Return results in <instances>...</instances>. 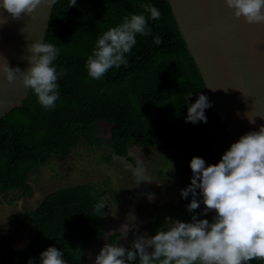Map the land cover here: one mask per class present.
Masks as SVG:
<instances>
[{"label":"trees","instance_id":"1","mask_svg":"<svg viewBox=\"0 0 264 264\" xmlns=\"http://www.w3.org/2000/svg\"><path fill=\"white\" fill-rule=\"evenodd\" d=\"M144 4L161 13L158 20L148 21L151 34L136 35L137 43L125 54L126 65L110 68L99 80L90 77L86 61L98 37L125 16L149 15ZM156 36L162 44L153 42ZM45 42L59 49L53 63L65 73L57 81L59 99L46 110L31 90L22 106L0 119L2 192L32 195V171L53 156L67 158L83 140L100 143L107 136L122 155L129 153L132 142L141 147L172 144L189 164L193 156L216 164L235 142L213 110L169 0H77L72 7L68 0H56ZM199 94L212 104L205 109L207 123L186 121L188 104ZM27 216L34 222L28 244L10 247L0 241V264H28L29 259L39 264L40 252L49 246L60 249L67 264H86L84 245L108 228L104 193L91 182L50 191ZM165 218L156 216L152 234L169 226ZM131 264H139V258Z\"/></svg>","mask_w":264,"mask_h":264},{"label":"clouds","instance_id":"2","mask_svg":"<svg viewBox=\"0 0 264 264\" xmlns=\"http://www.w3.org/2000/svg\"><path fill=\"white\" fill-rule=\"evenodd\" d=\"M42 3L53 7L56 0H2L0 8L13 19H20L24 14L31 16ZM76 3L77 0H68L69 7ZM224 3L233 10L235 18H243L248 24H264V0H224ZM141 7L149 15L133 13L125 16L120 24L98 37L86 61L90 77L99 80L110 68L126 65L125 54L137 43L136 35L151 34L148 21L158 20L161 13L149 4ZM153 42L160 45L163 40L156 36ZM27 51L31 55L27 57L29 67L26 70L10 67L3 58L0 73L10 84L20 80L35 93L42 107L53 109L59 99L58 78L65 74L62 70L58 72L53 63L59 49L43 40L29 44ZM211 106L208 97L199 94L194 103L188 104L186 121L207 123L205 109ZM250 122L254 123L253 120ZM190 168L191 182L181 189V196L187 198L191 194L188 212L194 213L201 203L205 205L203 211L193 214L187 222L165 218L169 225L166 229L158 228L151 237L137 236L131 248L105 243L95 256L94 264H131L137 258L139 264L264 261V125L259 131H250L232 143L216 164H206L203 158L193 156ZM97 207H103V204ZM212 210L215 211L212 221L198 219V215H206ZM149 248L151 251H147ZM39 256V264H67L63 252L54 246L47 247ZM28 264L36 262L29 259Z\"/></svg>","mask_w":264,"mask_h":264},{"label":"water","instance_id":"3","mask_svg":"<svg viewBox=\"0 0 264 264\" xmlns=\"http://www.w3.org/2000/svg\"><path fill=\"white\" fill-rule=\"evenodd\" d=\"M169 2L204 78L213 110L219 114L226 132L236 142L250 131H259L264 125V24H248L243 18H235L224 0ZM54 6L42 3L31 16L24 14L20 19H13L0 8V61L4 58L10 67H19L22 71L29 67L27 57L31 53L27 46L34 41L45 42ZM30 91L20 80L10 84L0 73V119L22 106ZM135 144L132 142L127 155L117 153L111 146L112 157L132 171L137 185L131 190L128 215L112 220V227L84 245L86 264H94L105 243H115L110 241V235L116 227L132 230L133 234L125 232L127 239L117 243L125 247H131L139 235H153L136 227L138 205L145 197L152 196L156 183L151 180L146 162L135 152Z\"/></svg>","mask_w":264,"mask_h":264},{"label":"rangeland","instance_id":"4","mask_svg":"<svg viewBox=\"0 0 264 264\" xmlns=\"http://www.w3.org/2000/svg\"><path fill=\"white\" fill-rule=\"evenodd\" d=\"M105 138L100 143L80 141L67 158L53 156L47 163L34 169L30 175L33 184V194L30 196H20V191L7 193L0 190V241L10 247L27 245L34 229V222L27 216V211L36 208L50 191L69 184H96L104 193L108 220L127 216L131 206V190L137 181L129 168L112 157L111 144ZM134 150L146 162L151 180L156 183L152 196L145 197L138 205L137 225L142 232L152 233L159 214L187 222L193 214L203 211V203L194 213L187 211L192 197L189 194L183 198L181 189L190 184L192 170L174 145L144 148L135 144ZM214 216L215 211L212 210L206 215H198V219L212 221Z\"/></svg>","mask_w":264,"mask_h":264},{"label":"flooded vegetation","instance_id":"5","mask_svg":"<svg viewBox=\"0 0 264 264\" xmlns=\"http://www.w3.org/2000/svg\"><path fill=\"white\" fill-rule=\"evenodd\" d=\"M103 128L106 129V126H103ZM111 221L112 220H108V228L109 227H112V225L110 224ZM124 229L125 228L120 227V226L119 227H116V229H114V232L110 235V241L115 242V243H121L122 240L124 241V239L125 240L127 239V237L125 236L126 235L125 232L126 233H130V234H133L131 229L130 230L129 229H127V230L125 229L124 230ZM112 235L115 236V239H112L111 238Z\"/></svg>","mask_w":264,"mask_h":264},{"label":"bare ground","instance_id":"6","mask_svg":"<svg viewBox=\"0 0 264 264\" xmlns=\"http://www.w3.org/2000/svg\"><path fill=\"white\" fill-rule=\"evenodd\" d=\"M130 209V208H129ZM127 212V211H126ZM148 217V216H147ZM144 231V230H143ZM145 232V231H144Z\"/></svg>","mask_w":264,"mask_h":264}]
</instances>
